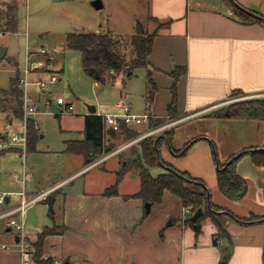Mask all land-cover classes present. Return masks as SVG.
<instances>
[{
    "label": "crops",
    "instance_id": "0c3cea01",
    "mask_svg": "<svg viewBox=\"0 0 264 264\" xmlns=\"http://www.w3.org/2000/svg\"><path fill=\"white\" fill-rule=\"evenodd\" d=\"M17 2L3 0L0 8ZM237 2L264 13V0ZM136 19L141 20L150 32L157 30L161 23H168L156 35L150 64L146 68V71L151 69L158 84L151 103L146 99V91L144 94L146 109L151 114L148 124L150 126L152 119H181L174 125L172 146L180 149L194 140L184 155L175 152L166 141L161 146L163 158L202 178L215 204L243 217L251 213L264 214V170L250 155L242 157L237 164L239 173L248 183L243 198L228 197L221 191L217 179L221 159L225 161L239 148L247 146L264 149V119L209 115L226 102L234 90L243 92L241 99L264 97V22H242L229 0H151L146 15H137ZM44 61L35 63L33 72L40 74L48 70L49 60L43 64ZM180 67L185 68V73L176 80L178 109L177 115L172 117L168 106L175 82L173 71ZM39 78L42 77L39 75L36 79ZM123 95L131 102L133 111L129 94L121 91L119 98ZM117 101L115 107L121 111ZM97 111L100 112L98 108ZM87 113L80 129L82 137L71 140L84 139ZM186 121H190L189 132L181 144H175L176 130ZM234 123L238 127V123H246L244 141L239 146H224L222 139L218 141L214 133L219 131L220 135L227 136ZM167 129L155 134L160 135ZM105 130L107 144L115 136H123L121 131L113 130L106 123ZM70 139L65 140L66 148ZM71 153L80 155L81 168L34 193L49 189L54 192L53 217L49 216L46 199L31 205L26 213L30 243L37 240L38 232L46 225L55 227L56 232L46 238L45 254L61 259L63 264H219L222 255L231 250L227 264H264V222L244 223L220 209L215 211V218L209 216L203 220L202 232L196 235L195 227L184 219L186 207L173 192L167 190L163 201L154 204L150 213L141 197H127L140 189V176L137 170H128L119 177L122 159L116 156L117 153L107 158H102L103 154L89 164L84 154ZM247 157L254 162L256 173L244 169ZM166 170L165 167L160 173ZM90 172L94 175H88ZM79 177H83L82 187L74 184L72 190H61ZM116 182L119 193L106 195L105 190ZM7 195L6 209L20 202L18 191H7ZM156 205H159L160 215L151 220ZM0 221L4 223L0 225V241L8 245V248L0 246V264H21L17 232L8 219ZM218 223L226 228L228 236L219 235L216 244L214 234L218 231Z\"/></svg>",
    "mask_w": 264,
    "mask_h": 264
},
{
    "label": "rangeland",
    "instance_id": "374dc122",
    "mask_svg": "<svg viewBox=\"0 0 264 264\" xmlns=\"http://www.w3.org/2000/svg\"><path fill=\"white\" fill-rule=\"evenodd\" d=\"M101 1L103 5L96 7L93 0H18L15 29L7 30L4 24H0L3 30L0 34V44L7 46V57L0 61V88L10 87L11 77L16 74L17 68L23 76L28 64L34 66L43 59L48 60L47 55L38 53L41 48L54 55L55 59L49 61L48 70L40 74L30 72L29 79L33 81L39 75L43 79H50L52 74L59 76L58 81H49V88L45 93L40 91L34 83L28 87L30 95L40 104V112L28 118V120L34 119L37 123V135L34 148L28 149L27 142L26 157L22 154L23 144L12 140L13 134L24 132L22 119L24 110L22 109L21 117H18L12 113L13 102L7 104L5 101L6 105L0 106V193L7 194V191L25 189L29 194H34L45 185L80 169V155L67 152L65 140L82 137L80 129L83 127L84 114L87 113L89 104H95L102 114L119 112V109L115 107V102L123 91L127 92L132 100L133 112L138 114L148 112L144 100L147 82L145 67L136 68L131 75L123 72L114 83L97 84L83 70L82 52L66 45L68 31H108L111 29L114 33L123 36L133 34L137 23L136 16L146 15L151 0ZM6 8L3 6L0 10ZM29 51L30 60L28 59ZM11 59L18 62V67ZM59 94L72 104L71 110L68 111L65 105L61 106L57 103ZM240 96L230 97L220 107L242 100ZM48 100L49 104H47ZM155 122L156 120L152 123ZM8 124L10 125L7 126ZM189 124L190 121H186L179 125L180 127L176 130L175 144L183 142L189 132L191 126ZM238 124H240L239 127L234 123V128L227 136L220 135L219 131H215L214 136L218 138V141L222 139L224 146H239L244 141L243 130L247 125L246 123ZM247 124L253 123L247 122ZM135 127L141 132L150 129L148 121L136 124ZM125 141L124 136L118 137L117 135L111 139L110 143L122 147ZM136 145L141 150L140 143L137 141L127 149H121L123 154L116 156L122 159L130 155L136 150ZM241 149L239 148L237 152ZM243 166L244 169L256 173L254 162L249 157L245 159ZM262 166L264 170V165ZM164 168L162 165H156L150 167V170L157 175ZM24 171L26 172L25 184L23 182ZM92 174L94 175L92 172L88 173V175ZM73 185L82 187L83 177L67 183L61 190H72ZM5 207L6 203H0V212L6 210ZM158 207L159 205L154 207L150 215L151 220L160 215ZM15 217L19 220L18 215ZM168 221L170 222V219ZM26 222L28 224V219ZM2 224H4L3 221H0V225Z\"/></svg>",
    "mask_w": 264,
    "mask_h": 264
},
{
    "label": "trees",
    "instance_id": "16d2710c",
    "mask_svg": "<svg viewBox=\"0 0 264 264\" xmlns=\"http://www.w3.org/2000/svg\"><path fill=\"white\" fill-rule=\"evenodd\" d=\"M233 5L238 18L244 23L264 22V13L239 4L237 0H229ZM5 10H0V24H4L7 30L15 29V12L17 3H9ZM168 23H161L159 28L150 32L146 25L137 20L135 31L129 36H123L108 31H68L66 34V45L71 49L82 52V67L84 72L101 83H114L117 77L123 72L134 71L136 68H148L150 55L153 52L155 38L159 29ZM1 29V28H0ZM7 57V55H6ZM5 57V58H6ZM18 67V62L11 59ZM185 73V68L180 67L173 71L175 82L172 85V98L168 109L172 117L177 112L178 100L176 90V80ZM22 73L19 68L16 74L11 77L9 88H0V106L14 104L12 113L21 117L23 109V87L20 84ZM146 99L149 103L153 101L158 90V84L151 69H147ZM243 95L241 90H234L230 97ZM211 116L224 118H243V119H264V97L244 98L222 106L209 113ZM174 119H157L155 123L151 120V128L158 127ZM157 123V124H156ZM37 123L34 119L28 122V149L34 148V140L37 135ZM85 137L80 140H67L66 150L69 152H79L84 154L86 163H91L103 154L112 152L117 148L114 144H107L104 117L98 113H87L85 115ZM109 131V130H108ZM107 131V132H108ZM110 132H113L112 130ZM121 134L124 138L131 140L138 137L141 132L135 125H122ZM175 135L174 126L165 130L162 134H151L138 141L141 150L137 148L130 155L122 158V166L118 172L121 177L128 170H137L140 176V189L128 194L127 197H141L144 202H150L153 206L161 203L167 190L177 195L186 208L191 212L186 213L184 219L187 223L195 227L196 235L202 232V222L207 217L215 218V211L224 210L232 219L244 223L264 222V214L251 213L243 217L228 208L215 204L211 199V192L206 182L199 177L193 176L186 170H181L167 162L161 154V146L168 141L172 149L180 155H184L190 149L194 140L188 141L182 148L175 149L172 140ZM135 146V145H134ZM120 150L117 154H123ZM250 155L253 161L259 165H264V149L257 146H247L238 152L231 154L225 161L218 162L217 179L221 191L231 199H241L245 196L248 189L246 178L239 173L237 164L242 157ZM162 165L167 168L165 172L154 176L150 167ZM54 193V192H53ZM53 193L46 198L49 204V216L54 214ZM118 182L105 190L106 195L118 194ZM264 193V187H263ZM203 207V214L197 219L192 218L194 212ZM151 212V210H150ZM148 212V213H150ZM55 227L46 225L37 234V240L31 243L34 260L38 264H54L55 258L48 256L44 258V245L48 235L55 233ZM219 235H227L226 228L218 223V231L214 234V242L218 244ZM231 255V250L226 251L219 264H227Z\"/></svg>",
    "mask_w": 264,
    "mask_h": 264
},
{
    "label": "built area",
    "instance_id": "2783aa9c",
    "mask_svg": "<svg viewBox=\"0 0 264 264\" xmlns=\"http://www.w3.org/2000/svg\"><path fill=\"white\" fill-rule=\"evenodd\" d=\"M0 34H2V30H0ZM38 53L42 55H47L48 60H54L55 57L52 55L50 52L46 51L44 48H41L38 50ZM31 58V54L29 51V60ZM46 63V60L44 61L43 64ZM34 70V67L32 64H28L27 68L25 69V74L21 77L20 84L23 87L24 93H23V110H24V132L21 134H13L12 140L14 142H18L23 144V156L26 157V149H27V142H28V118L31 116H34L38 112H40V104L36 100L33 99V97L30 95L29 91V85L31 83L36 84L39 87V90L42 92H46V90L49 88L48 83L49 81L51 82H56L59 80V76L57 74H52L50 79H43L39 78L36 80L31 81L29 79V73ZM57 103L61 106L65 105L66 110H71L72 109V104L67 102L64 98L63 95L59 94L57 96ZM47 104H49V100L47 101ZM117 105L121 108V111L119 112H114V113H106L102 114L99 111H96L98 114H102L104 117V121L106 124H108L113 130L115 131H121L122 130V125L127 124V125H136L139 123H142L144 121H148L150 119V111L144 113V114H138L132 111L131 109V102L123 95L119 98L117 101ZM181 119H174L171 121H168L158 127L152 128L148 130L147 132H143L140 134L138 137L128 140L125 144L122 145V147H119L118 149L113 150L112 152H109L105 154L104 157L102 158H107L110 155H113L117 152H119L122 148L131 145L140 139L149 136L151 134H155L163 129L170 128L180 122ZM8 124L7 126H9ZM25 179H26V172L24 171V176H23V182L25 184ZM20 195V202L11 208H8L4 211L0 212V219H8L9 225L13 226L17 232L18 235H20V240L18 241L19 244V249H20V254H21V264H38L34 260V252L31 246L30 241L28 240V235L26 231V213L28 208L36 204L37 202L44 200L48 197V195L51 193V190H43L41 192H38L33 195H29L28 192L23 189L21 191H18ZM6 196L7 194L5 192L0 193V203H6ZM186 212H191L190 208L185 209ZM16 215H19V220L15 217ZM0 246L3 248H8V245L6 243H3L0 241ZM49 255L45 254L44 258H47ZM54 264H63L61 259L55 258V263Z\"/></svg>",
    "mask_w": 264,
    "mask_h": 264
},
{
    "label": "water",
    "instance_id": "95a60500",
    "mask_svg": "<svg viewBox=\"0 0 264 264\" xmlns=\"http://www.w3.org/2000/svg\"><path fill=\"white\" fill-rule=\"evenodd\" d=\"M93 4H94L96 7H101V6L103 5V3H102L101 0H93ZM6 52H7V46L0 44V61L5 57ZM131 73H132V71H129V72H128V74H131ZM88 110H89V113H96V111H97V106H96L95 104H89V105H88ZM6 199L8 200V195L6 196ZM145 205H146V211H147V212H150L151 207H152L151 203H150V202H146ZM203 212H204L203 207L198 208V209L194 212L192 218H193L194 220H197V219L203 214ZM16 240H17V241L20 240V235L16 234Z\"/></svg>",
    "mask_w": 264,
    "mask_h": 264
}]
</instances>
